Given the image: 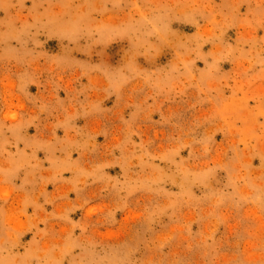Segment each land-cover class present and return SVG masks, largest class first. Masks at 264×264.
Masks as SVG:
<instances>
[{
	"label": "rangeland",
	"instance_id": "rangeland-1",
	"mask_svg": "<svg viewBox=\"0 0 264 264\" xmlns=\"http://www.w3.org/2000/svg\"><path fill=\"white\" fill-rule=\"evenodd\" d=\"M0 264H264V0H0Z\"/></svg>",
	"mask_w": 264,
	"mask_h": 264
}]
</instances>
